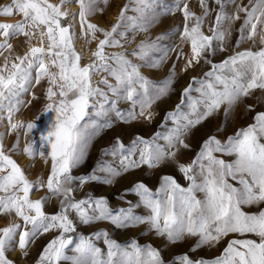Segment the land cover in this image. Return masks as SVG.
I'll use <instances>...</instances> for the list:
<instances>
[{
    "label": "snow or ice",
    "instance_id": "snow-or-ice-1",
    "mask_svg": "<svg viewBox=\"0 0 264 264\" xmlns=\"http://www.w3.org/2000/svg\"><path fill=\"white\" fill-rule=\"evenodd\" d=\"M214 2L219 11L209 28L211 35L203 31L211 12L207 0H199L204 10L200 16L189 9L185 0H175L170 7L160 6V0H128L110 29L89 19L102 13L104 9L100 5L107 7L109 0H59V3L11 0L10 4L0 7V15L22 16L17 23H0V37L3 38L0 41V57L3 58L0 64V122L7 113L10 131L24 132L22 152L32 159L39 155L46 164L49 159L51 161L46 181L42 176L35 181L29 180L21 166L6 154L4 134L0 133V215H14L22 221L0 228V264H15L7 253L17 248L27 257L29 245L38 236L54 230L59 234L43 248L37 264H165L161 252L151 244L141 245L135 240L120 244L106 229L84 235L77 232V222L85 226L108 222L118 229L145 224L148 231H154L169 244L197 238L192 251L215 246L230 234L254 237L230 240L222 254L212 261L193 260L187 254L175 257L174 261L176 264H264V111L255 115L254 123L239 129L223 142L216 135H210L190 164L176 160L180 148H189L184 137L192 129L219 112L222 106H225L226 124L230 112L243 98L251 96L254 90L264 91V47L236 52L219 64H212L205 56V53L215 55L218 50L226 51L232 24L240 20L241 12L245 15L236 46L245 41L255 44L257 37L264 45V0H249L247 6L237 0ZM72 3L79 5L78 13L67 10ZM229 5H236L231 14L226 11ZM177 11L184 17L182 31L176 28L151 42L142 40L131 53L105 51L109 47L123 48L122 41L133 42L138 32H147L162 16L174 15ZM128 12L135 15H128ZM77 16L79 33L75 31ZM177 33L191 47V55L186 58L182 70L187 72L201 60L211 64V70L205 72L203 78L192 77L183 89L181 103L165 116L174 127L164 134L157 132L151 139L136 136L127 146L117 137L111 150L105 149V154L119 157L118 167L111 163L100 167L98 170L106 173L103 178L94 172L73 176L72 170L84 162L91 141L102 130L114 127L113 116L125 124L141 117L151 122L153 105L172 90L176 79L175 64L159 82L145 77L140 69L160 68L177 46L159 41ZM20 36L25 38L27 46L23 55L16 54L11 43ZM34 38L39 46L32 43ZM78 39L86 44L97 42L89 63L82 64L84 57L75 47ZM129 55L142 63H133ZM182 56L181 49L177 58ZM97 76L101 79L94 81ZM43 80L48 82L43 113H52L53 117L48 128L40 134V149H36L35 141L28 139L36 123L14 122L13 116L31 104L23 96ZM193 92L199 93V98H194ZM32 99H37L34 93ZM121 100L130 102L131 107L120 110L117 104ZM184 107L190 112L184 111ZM246 107L252 110L251 105ZM93 115L101 120L92 119ZM219 130L222 131L223 126ZM161 139L166 143H158ZM18 146L19 137L13 151ZM215 153L232 159L226 160ZM167 161L177 163L190 181L189 186L182 187L167 175L161 177L155 192L143 182H136L120 197L124 200L128 194H135L139 198L135 205L126 201L127 208L113 210L106 197L97 198L91 194L76 199L73 193L77 188L66 186L73 181L80 187L92 181L112 185L130 171L144 166L155 169ZM45 188L47 195L35 200L30 198L31 194ZM197 193H203V197L197 198ZM56 196L62 197L59 210L46 213L45 205ZM141 206L147 210L146 215L135 213L134 209ZM253 206L256 212L244 210ZM73 213L75 221L71 218ZM100 240L106 250L97 245L96 241Z\"/></svg>",
    "mask_w": 264,
    "mask_h": 264
},
{
    "label": "rangeland",
    "instance_id": "rangeland-1",
    "mask_svg": "<svg viewBox=\"0 0 264 264\" xmlns=\"http://www.w3.org/2000/svg\"><path fill=\"white\" fill-rule=\"evenodd\" d=\"M11 0H0V7L6 6L10 4ZM52 3H59V0H50ZM188 3L189 9L192 12H195L198 16L203 14V9L200 7L199 0H185ZM128 3V0H109V4L105 7L103 4L100 5L101 8L104 9L102 13L98 12L96 15L90 17V21L92 23L97 24L98 26L110 29L111 25L116 22V18L121 10V8ZM208 7L211 9L210 15L204 22L203 31L205 35H211L212 33L209 31V28L214 24L216 13L219 11V6L215 4L214 0H207ZM237 3L242 5H249V0H237ZM74 8L67 6V10L70 13H78L79 5L77 3H73ZM175 4V0H160V6L170 7ZM159 7V6H158ZM236 5H229L226 9L228 13H233L235 11ZM128 15H135V13L128 12ZM244 13H240V20L235 21L232 24V34L230 38L226 41V51H217L215 55H210L205 53V56L208 60L211 61L212 64H219L227 59L229 56L235 54L236 52L244 51L245 49H251L256 51L264 45L260 44L259 38H256L255 44L251 41H245L241 43L238 47L236 46V41L238 39L239 33L238 30L241 27L244 19ZM22 19V16L19 14H15L11 17H6L0 15V23H17ZM78 16H77V24L75 31L79 33L80 28L78 24ZM184 25V17L182 12L177 11L174 15L162 16L158 23H156L153 27H151L147 32H138L136 34V38L133 42L129 43L127 41H122L124 44L123 48H106L105 51L107 53L113 52H127L131 53L134 49H136L137 45L142 41L151 42L155 40L158 35L165 33L166 31H170L176 28H179L181 31ZM227 26V25H225ZM99 39H103L101 34H97ZM2 37H0V41H2ZM129 40L132 39L131 34H129ZM25 38L20 36L11 40L13 44L14 51L16 54L23 55L25 51H27V46L24 43ZM32 43L36 46H39L37 43V39H33ZM160 44H170L177 46L176 51H172L168 54L167 61L158 69H153L149 67H142L140 69L141 73L149 78L152 81L159 82L167 77L169 70L172 68L173 64H175L176 71V79L172 85V90L169 95L159 101H157L152 109V119L151 122L145 120L143 117L139 118L132 123L125 124L115 120L113 116L112 119L114 121V127L110 129L102 130L100 136L96 140H99V145L95 144V138L91 141L87 152L86 158L84 162L74 168L72 170L73 176H82L89 175L93 172L98 177H104L106 175L105 172L99 171L98 169L105 164L111 163L113 167L119 166V157L113 158L111 155L105 154V149L111 150L115 138L119 137L122 142L127 146L130 144L131 140L140 136L145 139H151L157 132L162 134L166 133L168 129L174 127L173 122L171 120H165V116L169 112L175 111L176 105L181 103L183 89L189 85L192 77L203 78V74L207 71L211 70V64L204 63L201 60L200 64L195 65L193 68L189 69L187 72H184L182 69L186 63V58L191 55V47L189 43H186L180 39L179 33L175 36H170L169 38L159 41ZM97 42L93 41L90 44H86L84 40L78 39L75 43V47L77 51L81 53L84 57L82 64L89 63L91 60V53L96 49ZM183 51V56L179 59L177 58L180 50ZM7 55V53H5ZM154 55L159 56V53H155ZM129 59L133 61V63H142L135 57L131 55L128 56ZM0 64H3V58L0 57ZM101 79L100 76L94 77V81H99ZM110 82L115 83L114 80ZM48 87L47 80H43L39 85H35L32 87L31 91L26 93L23 96L25 101H31V104L21 108L20 112L17 115L13 116V121H24V122H35L37 127L33 130V132L29 135V140H34V148L40 149L41 139L40 134L43 133L49 124V120L53 117L52 113H43V107L47 103L45 99L46 89ZM195 87V85H194ZM33 93L38 100L39 105L32 106V95ZM199 93L193 92L192 96L194 98H199ZM42 104V105H41ZM251 105L252 110H248L246 106ZM117 107L126 111L131 107V103L127 101H119ZM224 107L222 106L219 112L210 116L200 125L196 126L192 129L188 135L184 137L185 143L189 145L188 149L180 148L178 156L176 160L182 164H190L197 154L200 152L203 142L210 136L216 135L218 139L222 142L226 140L228 136L234 135L239 129L245 128L250 124L254 123V117L258 112L264 111V91L254 90L251 96L243 98L241 102H239L234 109L230 112L227 123L224 124L225 116H224ZM137 107V111H138ZM186 112H190V109L184 107L183 109ZM31 112V113H30ZM39 115V119L37 116ZM5 119L0 122V133L3 135V144L4 150L6 154L11 155V157L21 166V168L25 171L29 180L35 181L38 176H42L43 180H47V177L50 173L51 161L49 159L48 163L44 162V159L39 155L36 156L35 159H32L25 155L22 152V149L25 147V135L23 131H10L7 119V113H4ZM26 117V118H25ZM33 119H32V118ZM87 119V118H86ZM92 119L101 120V118L92 116ZM83 123V122H82ZM140 123V124H139ZM142 125V126H141ZM223 126V130L219 129ZM140 127V129H139ZM147 128V129H145ZM139 129V130H138ZM109 130V131H108ZM134 130V131H133ZM138 130V131H137ZM108 134V135H107ZM18 135V136H17ZM19 137V146L16 150L13 151V145L16 143L17 138ZM107 141L106 142L104 141ZM12 142V143H11ZM14 142V143H13ZM94 143V144H93ZM105 143V144H104ZM160 144H165L166 142L161 139L158 141ZM102 144V145H101ZM93 145V146H92ZM95 145V146H94ZM92 146V147H91ZM99 146V147H97ZM47 148V146H46ZM91 148V150H90ZM94 148V149H93ZM50 150V149H47ZM90 150V152H89ZM93 150V151H92ZM101 150V151H100ZM96 152V153H95ZM88 153V154H87ZM93 157H92V156ZM218 157L224 158L226 160H231L232 157L221 156L220 153H215ZM89 156V157H88ZM93 159V160H92ZM92 160V161H91ZM86 161V162H85ZM91 163V164H90ZM99 167V168H98ZM198 171V169H197ZM133 174L129 175L128 178H122L128 173ZM118 179L114 181L112 185H107L102 183L101 181H92L86 183L83 187H80L78 182H71V184L66 186H71L77 188V191L73 193L76 199H83L87 195L91 194L94 197H106L109 201V206L116 210L118 208H127L129 204L126 201H131L133 205L138 202V197L135 194H128L125 196L124 200L120 199V197L124 194V191L130 188L136 182H143L146 184L153 192H155L161 182L162 176H171L174 178L177 183H179L182 187H188L190 181H188L184 174L177 167V163L175 161H167L163 163L160 167L155 169H148L147 166L141 167L134 171H130ZM199 182V177H198ZM234 185L235 181H231ZM238 186V185H237ZM35 194V195H34ZM47 195V189H42L40 191H36L31 194V199L35 200L40 197ZM197 198H202L203 193H197ZM62 199L60 196L53 197L51 201H49L45 205L46 213H55L59 210V200ZM247 212H256L257 208L246 207L244 209ZM136 214L146 215L147 210L144 209L143 206L134 209ZM71 218L75 221V214H71ZM10 222L22 223L19 218L7 215H0V228L7 226ZM106 229L108 230L111 238L115 239L120 244H126L131 240L137 241V243L141 245L151 244L153 247L157 248L165 261V264H176L174 258L183 254H187L193 260L203 259L205 261H212L216 257L222 254L223 249L227 246V243L232 239H243V238H254V237H241L237 234H230L229 236L222 239L215 246H203L196 248L195 251L191 249L196 244L197 238H186L183 242L176 244H169L165 238L157 237L154 231H148V226L145 224L131 227V228H123L118 229L115 228L108 222H98L92 225H81L77 222V232L89 235L93 231ZM59 234L58 230L51 231L49 233L38 236L33 243H31L28 247V255L24 257L19 249L16 251L7 253L8 258L13 260L15 264H37L39 256L43 250V248L47 245V243L55 238ZM119 236V237H118ZM18 239V237H17ZM97 245L102 249L106 250V246L103 244V241H96ZM69 255L71 252L69 251ZM62 264H67V262H62Z\"/></svg>",
    "mask_w": 264,
    "mask_h": 264
},
{
    "label": "bare ground",
    "instance_id": "bare-ground-1",
    "mask_svg": "<svg viewBox=\"0 0 264 264\" xmlns=\"http://www.w3.org/2000/svg\"><path fill=\"white\" fill-rule=\"evenodd\" d=\"M69 7L74 8V4H73V3L70 4ZM38 100H40V99L37 98V99L33 100V101H32V106H34V105H36V106L39 105ZM28 101H29V99H28ZM41 105H42V104H41ZM30 113H31V112H30ZM16 115H17V114H16ZM25 118H26V117H25ZM31 118H32V117H31ZM39 118H40V117H39ZM32 119H33V118H32ZM139 124H140V123H139ZM141 126H142V125H141ZM139 129H140V127H139ZM139 129H138V130H139ZM145 129H147V128H145ZM138 130H137V131H138ZM108 131H109V130H108ZM133 131H134V130H133ZM101 133H102V131H101ZM107 135H108V134H107ZM17 136H18V135H17ZM99 136H100V135H99ZM16 138H17V137H16ZM97 138H98V137L95 138V141H94V142H95L96 145H99L100 141H99V140H96ZM104 142H106V144H107V141H106V140H105ZM11 143H12V142H11ZM13 143H14V142H13ZM15 144H16V143H15ZM93 144H94V143H93ZM104 144H105V143H104ZM101 145H102V144H101ZM92 146H93V145H92ZM92 146H91V147H92ZM94 146H95V145H94ZM97 147H99V146H97ZM93 149H94V148H93ZM90 150H91V148H90ZM90 150H89V152H90ZM92 151H93V150H92ZM100 151H101V150H100ZM95 153H96V152H95ZM87 154H88V153H87ZM91 156H92V155H91ZM88 157H89V156H88ZM92 157H93V156H92ZM92 160H93V159H92ZM92 160H91V161H92ZM85 162H86V161H85ZM90 164H91V163H90ZM98 168H99V167H98ZM130 174L132 175L133 172H132V173H128L127 175L123 176L122 178H128ZM34 195H35V194H34ZM118 237H119V236H118Z\"/></svg>",
    "mask_w": 264,
    "mask_h": 264
}]
</instances>
